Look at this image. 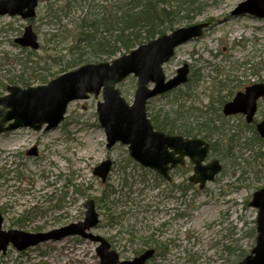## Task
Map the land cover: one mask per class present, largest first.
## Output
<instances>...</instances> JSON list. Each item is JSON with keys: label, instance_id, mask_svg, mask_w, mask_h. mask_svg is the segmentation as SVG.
Here are the masks:
<instances>
[{"label": "rangeland", "instance_id": "374dc122", "mask_svg": "<svg viewBox=\"0 0 264 264\" xmlns=\"http://www.w3.org/2000/svg\"><path fill=\"white\" fill-rule=\"evenodd\" d=\"M127 0H39L37 18L0 16V97L7 88L47 85L88 64L112 62L83 41L86 25L109 17ZM247 0H200L193 20L175 29L209 23L205 34L179 47L164 66L166 78L188 65V81L151 100L148 115L168 117L177 125L203 129L212 146L206 163L218 160L223 169L200 190L190 183L193 165L176 168L172 180L144 169L117 144L107 148L97 106L102 95L69 105L63 123L52 131L29 128L0 135V215L3 230L47 233L85 219V205L95 202L100 224L92 232L110 242L122 260L147 249L157 255L148 264H240L256 246L258 210L250 204L264 189V141L256 124L264 120L260 100L256 121L241 115L225 117L226 103L247 87L264 84V20L232 17ZM187 11L181 12V17ZM39 35L38 50L15 43L26 26ZM171 32V31H169ZM109 39V35H105ZM103 38L101 34L97 39ZM111 42V39H109ZM113 42V41H112ZM84 47L83 59L71 50ZM45 79V80H43ZM21 81L28 84L24 85ZM132 103L137 79L119 85ZM112 162L103 182L94 171ZM97 244L80 237L48 242L24 252L10 247L0 264H101Z\"/></svg>", "mask_w": 264, "mask_h": 264}, {"label": "water", "instance_id": "95a60500", "mask_svg": "<svg viewBox=\"0 0 264 264\" xmlns=\"http://www.w3.org/2000/svg\"><path fill=\"white\" fill-rule=\"evenodd\" d=\"M38 0H0V16H20L24 20L34 18ZM249 15L264 19V0H247L240 4L232 16ZM208 24L181 28L171 34L142 45L129 55L112 63L90 64L61 75L47 85L21 88L10 86L8 94L0 97V135L29 128L34 131L56 130L65 120L69 104L96 98L102 93L103 102L98 104V117L107 137V148L117 144L128 146L130 157L146 169L153 170L170 180L169 175L177 166H183L186 159L194 164V175L190 182L203 190L222 171L217 160L205 165L209 144L200 139L171 136L156 131L147 115V103L187 82L188 66L179 69L175 79L166 81L163 66L174 56L177 48L200 38ZM24 48L37 50L39 43L32 27L25 29L22 38L16 41ZM130 75L137 80L134 102L129 105L121 96L117 86ZM154 88L151 89L150 85ZM264 98V85L239 93L232 103L225 106L226 116L243 114L251 122L257 112V100ZM264 140V121L257 127ZM112 168L107 160L97 167L94 175L106 182ZM258 210L257 243L251 255L240 264H264V189L256 192L250 204ZM85 220L62 229L47 233H25L18 230L4 231V218L0 215V251L4 254L12 245L23 252L40 244L60 242L68 237L79 236L98 244L97 255L101 264H146L155 255L147 251L132 261H121L108 241L90 231L99 225L95 202L85 205Z\"/></svg>", "mask_w": 264, "mask_h": 264}, {"label": "trees", "instance_id": "16d2710c", "mask_svg": "<svg viewBox=\"0 0 264 264\" xmlns=\"http://www.w3.org/2000/svg\"><path fill=\"white\" fill-rule=\"evenodd\" d=\"M200 0H127L117 8L113 14L101 18L95 16L89 25H86L88 35L83 41L86 48L94 49L97 55L112 59L118 54L129 53L136 47L147 43L158 36L169 31H174L177 24L182 20L191 22L193 17L189 15L195 12V4ZM187 14L181 17V12ZM101 34L103 38L95 39ZM109 35V39L104 37ZM113 41V42H112ZM78 57L74 59L73 65H78L83 59L84 47H73L71 49ZM45 80V79H43ZM22 84L27 85L25 81ZM152 119L156 130L171 134L183 135L185 137H198L205 133L203 129H196L185 124L177 125L176 121L166 117L154 116ZM207 137H204L206 139ZM214 147V146H212Z\"/></svg>", "mask_w": 264, "mask_h": 264}, {"label": "flooded vegetation", "instance_id": "af4514ba", "mask_svg": "<svg viewBox=\"0 0 264 264\" xmlns=\"http://www.w3.org/2000/svg\"><path fill=\"white\" fill-rule=\"evenodd\" d=\"M31 26H32V25H31ZM34 32H35V31H34ZM35 33H36V32H35ZM36 34H37V33H36ZM37 36H38V34H37ZM38 38H39V36H38ZM39 40H40V38H39ZM40 46H41V45H39V47H40ZM247 88H248V87H247ZM247 88H246V89H247ZM259 102H260V100L257 102L258 111H259V105H260ZM257 114H258V113H257ZM255 121H256V118L254 119L253 123H254ZM253 123H252V124H253ZM258 123H259V122H258ZM258 123H257V124H258ZM252 124H251V125H252ZM257 124H256V125H257ZM140 254H141V253H140ZM138 255H139V254H138ZM136 256H137V255H136Z\"/></svg>", "mask_w": 264, "mask_h": 264}]
</instances>
